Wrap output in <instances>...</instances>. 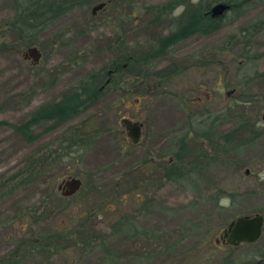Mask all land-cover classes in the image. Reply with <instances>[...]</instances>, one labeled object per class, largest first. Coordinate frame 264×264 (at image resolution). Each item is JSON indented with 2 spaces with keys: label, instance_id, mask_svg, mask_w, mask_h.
I'll list each match as a JSON object with an SVG mask.
<instances>
[{
  "label": "rangeland",
  "instance_id": "rangeland-1",
  "mask_svg": "<svg viewBox=\"0 0 264 264\" xmlns=\"http://www.w3.org/2000/svg\"><path fill=\"white\" fill-rule=\"evenodd\" d=\"M83 1L87 7L21 35L8 26L17 14L15 0H0V264H9L6 258L27 235L33 239L59 224L72 231L87 218L98 239L109 235L107 246L132 254L111 264H224L226 259L264 264V228L258 241L238 248L218 240L238 216L264 215V0L247 11L231 9L218 30L190 33L164 50L159 49L162 39L194 13L205 14L224 1ZM100 3L104 7L93 14ZM178 5L186 10L173 19ZM20 35L27 40L23 45ZM120 37L122 50L145 59L143 66L125 64L117 75L124 78L121 85L110 88L111 83L101 99L70 120L36 126V139L26 142L14 124L81 90L91 74V83H109L106 72L119 56ZM33 45L42 51L37 63L24 56ZM123 118L144 124L138 143L127 135ZM243 120L256 128L261 124V136L250 144L233 142L226 152L215 150L211 141L223 143L217 136ZM80 125L94 139L78 149V158L57 161L49 178L27 183L15 176L30 153L58 138L51 148L61 149V140ZM95 126L98 134L91 133ZM183 145L185 150H179ZM187 160L191 171L165 178L167 166ZM70 176L79 177L82 186L65 197L58 187ZM11 179L16 189L9 188L15 186L8 183ZM44 195L60 208L38 227L29 211ZM127 213L160 238L138 245L125 233L111 236L120 215ZM61 243L66 250L51 257L47 249L24 246L23 264H71L78 252L69 240ZM104 256L101 249L80 253L82 264H97Z\"/></svg>",
  "mask_w": 264,
  "mask_h": 264
},
{
  "label": "trees",
  "instance_id": "trees-1",
  "mask_svg": "<svg viewBox=\"0 0 264 264\" xmlns=\"http://www.w3.org/2000/svg\"><path fill=\"white\" fill-rule=\"evenodd\" d=\"M223 1L231 4L232 10L236 11L240 9L243 11H247L255 2L259 0ZM86 4L87 3L83 0H15V9L17 11V14L14 19L8 23V26L10 27V29H13V31H18L21 35H27V31H29L30 29L37 28L38 26L43 27L45 24H48L49 22L62 15H66L68 12L76 10L79 7H87ZM223 20L224 16L213 18L212 16L210 17L209 15L200 12L194 13L193 17H191L186 24L160 41L159 49L164 50L165 48L175 44L176 42L182 40V38L193 32H209L210 30L211 32H214L221 27L219 23ZM21 35L19 37V43L25 44V39H23L22 41ZM118 42L119 43L117 44V50L119 51V56L116 61L114 60V63L109 68L113 70V73L109 74L108 70L106 72V76H108V79L110 80L109 83H102L101 81L99 85H95L94 83H91V80H93L91 74L87 77V81H85L87 83L83 84L81 90H77L72 94L68 93L64 95L63 98L57 103H51L42 106V108L39 109L37 111V114H35L34 116H31L20 124H14V129L19 134H21L26 142L32 143L36 139L37 136L34 133V128L36 126L44 122H49L51 120H56L57 124L62 121L70 120L75 114L83 112L85 109H87V107H90L99 99H101L106 93V88L111 83L114 85L110 86V88H115L116 85H121V80L123 81L124 78L117 75H119L120 72H124L126 70V68L124 67L125 64H127L126 67H129L130 65L136 67L143 66V64L146 62L145 59L137 57V55L131 56L129 55L130 53H128L126 50H122V46H120V44L122 43L121 37ZM113 43L115 42H112L111 44L113 45ZM1 45H3V43H0V48ZM6 46L9 48L8 45L4 44V47ZM19 46L20 45H18V47ZM160 50H157L155 54L157 55L158 51ZM254 124L243 120L242 124L238 128L233 129L220 137L217 136L219 139L221 138L223 143L216 139L214 141V137H212L211 140L213 139V141L211 142L215 150L218 149L220 151V148L223 147L226 152V150L230 148V144H233V142L237 144H250L251 142L255 141L254 139L261 136L262 131L260 130L261 128L254 127L256 126ZM72 129V133L70 128L69 132L71 134L68 137L65 136L61 140V144L65 145L64 147H62L61 149L57 147L55 149L51 148L58 143V139H60L58 138L55 142H50L44 147L39 148L33 153H30V155L27 156V163L21 170H19L15 174V176L20 177L21 180H24L27 183L36 180L38 181L39 179L41 180L49 178L53 174L54 164L57 161L62 159H70L72 156L78 158V149H80V147L82 146L90 145L94 137L90 136V134L87 133V131H89V128H86L85 125V132L83 126L81 125L74 126L72 127ZM96 129L97 127L95 126L91 133L96 132V134H98L100 129ZM211 136L214 135L211 133ZM48 147L49 149H47ZM179 150H185V146ZM180 157L181 156H179L178 158ZM187 157L189 158L190 156L187 155ZM188 163L189 160H187L186 163L181 164L177 161L173 162L172 164L167 166V169L170 168V170L169 172L167 170V172L165 173V178H171L174 175V172L182 174L183 172H186L187 169H189L188 171H191V161L189 164ZM49 165H53V168H49ZM180 174L177 175L180 176ZM10 182H14V179L8 181V183ZM13 185L15 186L13 187L12 185H10L9 188L16 189V186L18 184L14 182ZM10 192L13 191L10 190ZM62 199L65 198H59V200ZM57 205V201H52L45 195L42 196L34 205L35 209L29 211L34 220H36V222L34 223L38 225V227L43 226L40 223L41 220L50 217L48 216L50 213L52 214L54 210L59 209L60 206L57 207ZM138 222V218L136 216L130 215V213L120 215L119 222L115 223L114 225V232H110L111 236L112 233L115 234L117 232H122L127 235L128 239L132 241V244L138 245L141 244L139 243L140 241H142L143 243H147L148 241H156L160 238V234L151 233L147 230L141 229ZM75 225L77 226L72 231L68 226L59 224L57 227H48V229L42 231L40 236L34 237L33 239H31L32 236L30 237L29 235H27V238L24 239L23 242H20L17 245L15 251H13L11 255L6 258V263L9 262V264H23V262H26L27 256L23 251L24 246L33 248L32 251L47 249L48 252L50 251L48 257H51L54 252L59 253L60 250H63L62 252H64L66 250V247L61 243V241H63L64 239L69 240L72 244L71 248L75 249V251L78 252V255L75 256V260L71 264H82L80 253L81 255H83V252L86 251L87 253L91 254L100 249L105 253V256L103 258L104 262L101 257L100 261L97 264H111L113 261H118L120 263L125 259L131 258L132 254L128 253V255L126 253V255H122V252L120 250L111 249L110 246H107L106 240L109 238V235L103 237L102 240H100V238L98 239V237H96L98 230L95 225L92 224L90 218H87L83 220V222H79ZM88 225L90 226V228L86 229ZM146 258L148 257L146 256ZM224 264H234V262L232 260L226 259Z\"/></svg>",
  "mask_w": 264,
  "mask_h": 264
},
{
  "label": "water",
  "instance_id": "water-1",
  "mask_svg": "<svg viewBox=\"0 0 264 264\" xmlns=\"http://www.w3.org/2000/svg\"><path fill=\"white\" fill-rule=\"evenodd\" d=\"M105 3L98 4L93 9V14L96 11L103 8ZM232 9V5L226 2H218L210 9L211 16L218 18L224 16L229 10ZM25 57H33L37 63L41 58V51L37 46L28 47L24 53ZM122 124L127 129L129 137H131L134 143H138L142 135L143 123L132 121L130 118H123ZM82 186V180L79 177L70 176L67 179H63L58 187L61 190L63 196L68 197L74 195ZM264 228V215H243L233 219L228 226L220 234L218 240H221L223 244H230L234 247H239L242 243H255L258 241Z\"/></svg>",
  "mask_w": 264,
  "mask_h": 264
},
{
  "label": "clouds",
  "instance_id": "clouds-1",
  "mask_svg": "<svg viewBox=\"0 0 264 264\" xmlns=\"http://www.w3.org/2000/svg\"><path fill=\"white\" fill-rule=\"evenodd\" d=\"M191 3L193 5H197L199 3V0H191ZM186 10V6L185 5H178L171 13V18L173 19H178L180 15L183 14V12ZM262 125L261 124H257V128H260ZM260 179L264 180V173L260 174Z\"/></svg>",
  "mask_w": 264,
  "mask_h": 264
},
{
  "label": "flooded vegetation",
  "instance_id": "flooded-vegetation-1",
  "mask_svg": "<svg viewBox=\"0 0 264 264\" xmlns=\"http://www.w3.org/2000/svg\"><path fill=\"white\" fill-rule=\"evenodd\" d=\"M210 11H207L205 14L206 15H209L210 17H211V13H209ZM179 42V41H178ZM178 42H176V43H178ZM175 43V44H176ZM174 45V44H173ZM33 46H35V45H33ZM38 47V46H37ZM39 48V47H38ZM39 50H41L40 48H39ZM42 52V51H41ZM113 72V70L112 69H108V73L109 74H111ZM146 74V73H145ZM144 75V74H143ZM108 82V81H107ZM159 84H162V81H160L159 82ZM194 122H196V120H194ZM117 123H118V120H117ZM119 124V123H118ZM121 124H122V120H121ZM123 125V124H122ZM124 126V125H123ZM143 127H144V124L142 125V129H143ZM118 133L120 134V135H122V137H124L125 138V135H124V132H123V130L121 131V130H118ZM128 135V134H127ZM133 143V142H132ZM133 144H136V143H133ZM243 244H249V243H242L240 246H242ZM252 244V243H251ZM226 245H229V246H232V245H230V244H226ZM239 246V247H240ZM232 247H234V246H232ZM234 248H238V247H234Z\"/></svg>",
  "mask_w": 264,
  "mask_h": 264
}]
</instances>
